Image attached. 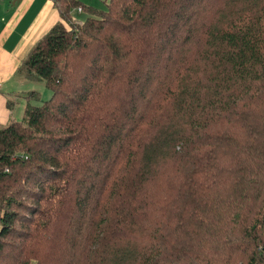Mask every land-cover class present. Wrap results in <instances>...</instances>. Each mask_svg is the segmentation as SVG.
Instances as JSON below:
<instances>
[{
  "label": "trees",
  "instance_id": "16d2710c",
  "mask_svg": "<svg viewBox=\"0 0 264 264\" xmlns=\"http://www.w3.org/2000/svg\"><path fill=\"white\" fill-rule=\"evenodd\" d=\"M54 5L19 69L50 98L0 127V264H264V0Z\"/></svg>",
  "mask_w": 264,
  "mask_h": 264
},
{
  "label": "crops",
  "instance_id": "0c3cea01",
  "mask_svg": "<svg viewBox=\"0 0 264 264\" xmlns=\"http://www.w3.org/2000/svg\"><path fill=\"white\" fill-rule=\"evenodd\" d=\"M55 0H0V127L20 119L33 83L19 72L30 49L62 22ZM102 10L108 0H75ZM81 23L85 13L72 12ZM31 87V88H30ZM34 91V90H33ZM36 92V91H35Z\"/></svg>",
  "mask_w": 264,
  "mask_h": 264
},
{
  "label": "rangeland",
  "instance_id": "374dc122",
  "mask_svg": "<svg viewBox=\"0 0 264 264\" xmlns=\"http://www.w3.org/2000/svg\"><path fill=\"white\" fill-rule=\"evenodd\" d=\"M77 19H78V21H80L79 18H77ZM35 82H37V83L33 82V88L30 87L31 90L29 93H31V91H33V90L36 91L39 100L37 102H33V103H36L35 105H39L40 102L46 101L47 98H50L49 96H50L51 92L47 88H45L44 85L42 83H40L39 81H35Z\"/></svg>",
  "mask_w": 264,
  "mask_h": 264
}]
</instances>
